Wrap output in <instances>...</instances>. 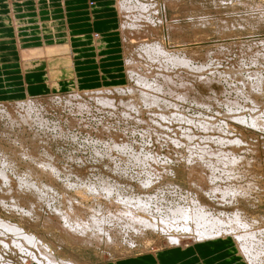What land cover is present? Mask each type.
I'll list each match as a JSON object with an SVG mask.
<instances>
[{"label":"rangeland","instance_id":"374dc122","mask_svg":"<svg viewBox=\"0 0 264 264\" xmlns=\"http://www.w3.org/2000/svg\"><path fill=\"white\" fill-rule=\"evenodd\" d=\"M123 1L128 2L132 7L143 2L153 6L145 13L148 18L145 16L146 18L135 20L132 16L119 14V0H115L117 13L110 7H107L106 11L102 10L103 12H99L100 9L90 11L89 7L93 5L90 0H66V2L14 0L17 6L15 9L20 11L17 17L31 20H26V23L19 28L21 41L24 42L25 37L26 39L34 37L32 38L34 41L27 40L23 47L35 43L42 44L44 39L51 38L53 31L50 29L54 24L62 28L66 26L67 21L74 32L86 35L97 32L94 34L95 40L99 38L100 32L108 42L107 44L102 42L103 48L100 47L102 50L96 52L90 45L91 40L85 41L76 37L73 42L77 47V55L73 59L77 71L81 72L82 77H86L89 73L92 74L90 77L95 76V80L91 81L93 83L83 86L93 88L75 89L74 85L68 88L67 83L72 82L67 81V74L64 72L61 88L66 89L58 87L54 88L53 92L37 94L38 96L31 95V97L27 92L21 98H17L16 92L20 89L18 85L22 82L25 70L22 69L20 62L18 63L17 45L7 42L13 40L15 42L17 33L3 19L2 11L8 9L9 2L0 1L1 5L6 7L0 9V28H5L0 31V146L4 151L0 153V170L5 158L9 163L13 160L12 164H16L14 168H7L15 179H12L13 182L8 183L9 185L0 183V196L7 193L5 189L9 188L10 196L25 194L22 195L24 200L22 199L23 201L18 205L21 206L20 209L23 208L27 212L25 207L32 200L37 209L35 215L23 213L25 214L23 216L22 209L21 212L14 208L12 210L10 207L12 200H9L8 206L0 202V217L18 224L27 233L37 236L36 238L43 242L58 261L70 260L72 264H93L108 260L115 261L147 250L167 248L168 238L165 232L150 233L137 239L136 234L134 245L129 244L132 237L123 238L124 231L123 234L118 235V239L113 244V241H108L106 238L100 241H85L63 228L65 222L54 211L68 212L72 221L77 218L81 223L84 221L86 223L97 212L103 219L96 217L102 221L100 226L106 229L114 228L112 225L115 222H111L113 219L111 214L115 213V210H118L116 213H121L123 208L121 204L115 205L118 200L106 197L104 184H108L116 192L119 190L129 195H142L138 187L146 180V176H150L142 167L152 163V156L158 157L159 164L167 160L168 163L166 162L164 166L165 172L162 166L158 168L161 167L160 171H163L162 174L167 181L175 182L179 186L175 191L172 185H163L164 190L167 191L165 201L166 199L171 201L180 194L183 197L187 194L190 197L196 195L191 192L187 168V158L191 151H200V147L205 150H217L222 147L228 152L236 151L240 158L242 157L241 160L247 162L240 163L238 170L234 171L236 173L233 179L226 178V181L243 179L245 183L237 184L250 183L252 195H260L262 198L257 202V207L254 208L247 203L244 207L251 215L264 214V81H261L260 83L263 84L259 86L257 82L254 83L256 77L264 78V0ZM136 10L138 12V9L134 11ZM122 20L128 22L132 31L122 30ZM29 28L32 30H28ZM135 28L140 31L134 30ZM142 32L144 34H140ZM29 33L31 37H27ZM61 43L64 44L65 41L45 44L34 51ZM176 57L183 60L186 57V61H189L188 64L186 63L187 66L176 64L173 61L177 59ZM58 62L44 64L46 66L44 80H47L48 68L54 67L55 64L59 67ZM56 71L61 69L56 68ZM237 71L241 72L238 76ZM141 77L147 79L148 83L154 82V87L160 85L163 89L158 91L154 87L152 89L147 86L149 87L147 88L146 82L142 84L139 80ZM50 88L53 90L51 86ZM142 91L176 103L185 118L192 121L182 120L181 117V121L177 119L175 121L176 117L172 116L177 111L175 108H172L171 112L163 109L162 113H166L169 118L168 120L164 117L165 120L161 117L157 105L148 101L144 103V100L139 98V93ZM181 94L186 95L185 100L178 98ZM28 100H33L36 104L28 111L22 112L21 104H25L23 102ZM128 102L135 103L136 110L129 108ZM238 115H242L244 119H240L242 116L239 118ZM200 120L210 121L214 124V128L212 126L205 128L200 124ZM233 138L241 141H237V144L228 143ZM220 140L223 144L219 142ZM36 149L51 154L60 170L58 172L60 177L53 175L49 169L39 167L30 159V152ZM4 154L7 157H4ZM146 154L148 157L145 156ZM63 169L71 171L68 176ZM29 170L41 173V179L46 182L44 184H49L50 189L43 187L48 195L44 191L46 199L40 205L36 202V198H33L31 191H25L21 187L23 185L18 186L19 184L16 183L20 180L21 174ZM239 170L248 173L239 177L242 176ZM67 179L73 184L80 180L81 186L93 184L96 187L95 192L85 187L83 191H86V195L83 197L80 192L82 188L78 191L76 187L70 188L65 185ZM154 189L159 191L157 194L159 197L165 195L164 192L163 195L161 194V189ZM22 190L24 193H21ZM202 198L210 201L209 197L204 195ZM213 202L214 205L217 202L215 206L222 210L232 211L229 205L218 206V201ZM3 238L0 237L2 241L0 264H38L12 245V240L15 238L10 233H6L4 238L10 247L2 248ZM26 247L37 252L34 247L30 248L27 245ZM37 253L39 254V251ZM37 256L42 257L40 254Z\"/></svg>","mask_w":264,"mask_h":264},{"label":"bare ground","instance_id":"6f19581e","mask_svg":"<svg viewBox=\"0 0 264 264\" xmlns=\"http://www.w3.org/2000/svg\"><path fill=\"white\" fill-rule=\"evenodd\" d=\"M151 6H153V4H146L145 2H143V3H138L132 7L128 4V2L124 3L123 0H119L118 11H119L120 15L126 14L125 16H127V17L132 16L136 20L137 18L142 19L143 17H145L146 16L145 13H147V11L151 10ZM134 8L138 9V12H137V10L134 11L135 10ZM145 20L147 21V19H145ZM121 22H122V28H123L122 30L129 29L128 30L129 32L132 31L130 29L128 22H126L125 20H122ZM137 29L138 28H135L134 30H137ZM140 34H144V32H142ZM154 48H155V46H154ZM169 56H167V57H169ZM165 57H166V55H165ZM23 58L22 59L25 60L24 61V67L26 66L27 69L28 68H36L38 66H41V65H44L47 63H54L55 61H57V62L60 61L57 64V66H59V67H56V64H55L54 67L48 68V70L46 72V75H47L46 78L49 81V85L52 88H58V87L61 88L62 77H63L62 73L65 72L67 74L66 75L67 79H68L67 81L72 82V83H67L68 88L73 87V85H74V79H73V75H74L73 67H74V65H73V60H72V54H70V45L68 42H66L64 44L61 43V44H56V45H52V46H46L43 49H40L38 51H34V50L30 51V52L27 51L24 54ZM186 59H187L186 57L184 58V60L177 58L173 61H175L176 64H179V65L183 64V65L187 66L188 60L186 61ZM169 60H170V57H169ZM171 60H172V58H171ZM173 61H171V62L173 63ZM157 62H158V59H157ZM190 67H188V68L190 69ZM56 68L61 69V71H56ZM58 73H60V74H58ZM239 73H241V72L237 71L236 75L238 76ZM229 75H230V73H229ZM253 75H251V76L253 77ZM259 75H260V73H259ZM261 79L262 78H260L259 76L256 77V79H254V80H256V81H254V83L257 82L258 86H259V84H263L260 82L264 81V78L262 80ZM139 80L142 81L141 82L142 84H143V82L144 83L146 82L145 83L146 87L147 86H150V88L154 87V84H153L154 82L148 83L146 81L147 79L145 80V78H142V77L139 78ZM247 81H248V79H247ZM147 88H149V87H147ZM154 88H157L155 90H158V91H161V89H163L162 87H160V85L158 87H154ZM250 90H252V89H250ZM132 91H134V89H132ZM255 91H257V90L255 89ZM247 94H250V93H247ZM28 96L31 97L30 94H28ZM139 96H140L139 98H141L142 101L144 100V103H145V101H148L150 104L157 105L161 111V113L160 112L159 113L162 114L161 117H163V118L164 117L167 118L166 113L165 114L162 113L164 111L163 109L170 110V112H171L172 111L171 109L175 108L177 111L174 112L173 115L171 114L173 117H176L174 120L175 121H177V120L181 121L180 117L182 118V120L186 119L184 114H182L180 112V110L178 108L179 106L176 103L170 102L169 100H166V99H162L156 95H152V94L145 92V91L140 92ZM185 96H186L185 94H184V96H182V94H181V96H179L178 98L185 100L186 99ZM29 97H27V98H29ZM96 98H98V97H96ZM227 101H228V99H227ZM34 102H33V100L32 101H29V100L24 101L23 103H25V104H21L22 112L28 111L30 108H33V106L36 104V102L35 103ZM148 102H146V103H148ZM20 103H22V102H20ZM26 105H27V107H25ZM127 105L129 106V108H131V109L135 108V110H136L135 103L128 102ZM154 105H152V106H154ZM144 106H146V105L144 104ZM240 106H242V105H240ZM244 109H245V107H244ZM230 110H232V109L230 108ZM155 114H157V113H155ZM30 115H32V114H30ZM238 116H237V118H238ZM241 116H239V118ZM233 118H235V117H233ZM23 119L25 120L26 118L24 117ZM167 119L169 120V118H167ZM208 119H210V118L208 117ZM240 119H244V117L242 116ZM253 119L254 118H252V120ZM188 120H189V122L192 121L189 118H188ZM197 121H198V119L196 120V122ZM254 121H255V119H254ZM199 122L205 128H209L211 126H212V128H214L213 127L214 124L211 123L210 121L200 120ZM163 126L165 127V125H163ZM219 128H221V127H218V129ZM222 141H223V139H222ZM237 141L239 142L241 140L237 139V138L236 139L233 138L228 143L232 142V144H235ZM219 142L221 143V140ZM221 144H223V143H221ZM209 150L208 149L205 150L204 148L201 149V147H200V151H191V153L189 154V156L187 158V163H188L187 168H188V172H189V178H190L189 182L191 184V192L196 193V195H192L191 197L188 196L189 194H187V196H184V197L182 196V194H180V195H178V197H176V199L172 198L171 201L166 199V201H165V196H166L165 192H167V191L164 190L163 185H167V184L172 185V188L175 191L179 188V186L177 184H175V182L167 181L165 179L164 175L162 174L163 171H160L161 167L158 168L159 166H162L164 169V172H165L164 166L166 165L167 160L163 161V163L160 162L161 164H159L158 163L159 160L157 159L158 157L152 156L153 155L152 153H151L152 155H150V156H152L151 157V159L153 160L152 163H149V164L147 163V164L143 165V167H142L145 170V172H147L146 174L150 175V176H146L147 177L146 180L142 182V185L140 187H138L142 191L141 192L142 195H139V194L129 195L126 192L124 193V192L119 191L118 188L115 187L118 190L116 192V190L114 188L109 187L108 184H107L108 186L106 184H104L105 185V191H106V193H105L106 197L110 198V199L113 197V199L115 201L118 200V201H116L117 203L114 201L116 203L115 205L121 204L122 208H123L121 213H116L118 210L117 211L115 210V213L111 214L112 218H113L111 220V222L112 223L115 222V224L112 225L114 228L108 227L106 229V228H104V226H100L99 224H100V222L102 224V221H99L96 218L99 216V213L97 214V212L94 215H92L91 218L86 221V223H85V221L83 223H81L80 221H77V218H76V220L74 219L75 221L73 220L74 221L73 222L71 214H69L68 212L60 213L59 210H54V211L65 222V224L62 226L63 228L65 227V229L68 230L70 233L74 234L75 236H77L79 238H82L85 241H93V240L100 241V239L106 238L108 241H111V242L113 241L112 242V244H113L115 242V240L118 239V235L120 233L123 234V231H124L123 238L124 237H129V238L132 237L130 240L127 238L129 240V244H132V245H134V240H135L134 235H136V234L137 235L135 237L137 239V237L138 238L143 237L144 235L146 236L147 234H150V233L153 234L156 232H160V233L165 232L167 235V238H168L167 239V242H168L167 247L168 246H170V247H173V246L187 247V246L196 244L197 242L202 243V241H206V240H210V239L230 237L233 240V242L236 243L235 244L236 248L238 249V252L240 253L239 255H240L244 264H264V214H259V215L256 214L257 216L251 215V214H249L248 210L244 207V204H246V203L248 205H251L254 208L257 207V202L259 200H261L262 197L260 198V195H257V196L252 195L253 192L250 191L252 189L250 183H247V185L237 184L240 182H244L245 180L242 181L243 179L242 180L239 179L240 181H237V180L236 181H229V182L226 181V178L233 179L232 177L235 176L234 173H236L234 171L237 168H239L238 167V166H240L239 164L242 162H247V161L241 160L242 157L240 158L239 154L236 151L234 152V150L228 152V151H225V149L223 150L222 147L217 149V150L216 149L210 150V151ZM3 152L4 151H2V147L0 146V153L2 154ZM5 153H7V152H5ZM3 156L7 157L6 154H4ZM145 156L148 157L147 154ZM29 157L39 167L45 168L47 170L49 169V171L51 173H53V175H58L60 177V174L58 173L60 170L55 165L53 158H52L50 153L44 152V151L42 152V150L36 149V150H32L30 152ZM142 157H143V155H142ZM0 158H1V156H0ZM136 160H137V157H136ZM8 161L9 160L7 158H5V162H3L4 167L2 166V168L0 170V183H2V184L3 183H7V184L11 183L15 179L9 173L10 170L8 171L7 168L8 167L10 169L14 168L16 164H12L14 162L13 160H11L10 163ZM140 161H142V160H140ZM155 162H157L158 164ZM11 164H12V167H11ZM139 165H141V164H139ZM163 169H161V170H163ZM13 170L11 172H13ZM239 171H241V170H239ZM63 172H65L68 176V174L71 171L67 170V169H63ZM247 173H246V171L245 172L241 171L242 176H239V177H243ZM15 174H17L16 171H15ZM40 174L36 173L33 170H29V171H26V173L21 174L20 180L18 182H16L17 185L19 184L18 186L23 185L21 187H23V189H25V191L26 190L31 191L30 193L33 194V198H36V202H38L39 205L41 202H43L44 199H46V195H48L47 192L45 191L46 189L44 190L43 187H46V188L48 187L47 189H50L49 184L48 185L44 184L46 182L41 179ZM125 175H126V173H125ZM138 175H139V173H138ZM33 176H35V177H33ZM58 179H56V180L58 181ZM62 181H64V180H62ZM80 182H81L80 180H77L76 183L73 184L70 182L69 179H67V182L65 185L70 186V188L76 187L78 191L82 188V191H80V192L82 193L83 197H84V195H86V191H83V189L85 187H87L91 191H94V189L96 188L95 186H93V184L89 185V186H81V185H79V184H82ZM105 183H108V182H105ZM252 185H254V184H252ZM132 186H133V184H132ZM154 188L161 189L162 190V191L160 190L161 194L163 195L162 192H164L165 195L162 197H159L157 195L159 191H156V189H154ZM5 190L7 191V193H4V195L0 196V202L4 206H8L7 201L12 200L10 202L11 206L10 205L9 206L12 207V210L14 208V209L19 210L18 212H21L20 210L21 209L23 210V208L20 209L21 206L19 207L18 205L20 204V202H22L24 200V197L22 195H25V194H20L17 197L15 195L13 196L12 194H11L12 196H10V195H8L10 192V189L8 188L9 192L7 189H5ZM44 191L46 192V195L44 194L45 193ZM18 192H19V190H18ZM152 192H154L155 194L152 195L151 194ZM21 193H24V190H22ZM189 193H190V191H189ZM200 193H202V194H200ZM257 193H259V192H257ZM32 194L30 196H32ZM203 195L206 197H209L208 199H210V201H208L207 199L206 200L203 199L202 198ZM55 196L56 195H53V197H55ZM106 197H104V198H106ZM14 198H15V200H14ZM212 200L218 201V203H219L218 206L229 205L232 208V211L222 210L219 207H216L215 205L217 202L214 205L213 204L214 202ZM32 201L29 202L28 206L25 207L27 212H25L24 210L21 212L22 215H23V213H25L26 215L27 214L28 215H31V214L35 215L37 213V209L34 206L35 203ZM109 206H111V205H109ZM100 207H103V206H100ZM106 208H108V207L106 206ZM100 209L101 208H99V210ZM117 209H119V208H117ZM71 210H73V208ZM109 211H112V210L109 209ZM98 218L100 220H103L101 218V216H99ZM0 227H1L0 230H2V231H0V237L5 238L6 233L12 234L15 238L12 240V243H13L12 245L14 247H16L20 252L24 253L25 256L30 257L34 261H37L38 264H72L69 262L70 260L58 261L57 259H55L52 255V252L48 251L47 247L43 244V242L40 239L36 238L37 236H35L32 233H27L18 224L11 222L9 220H5L2 217H0ZM125 235H127V236H125ZM4 238H3V240H4ZM183 238H185L186 240H183ZM0 242H2V241H0ZM3 243H4V246L3 247L1 246L2 248L6 249V248L10 247V244L8 242H6V240H4ZM109 244H111V243H109ZM26 245L29 246L30 248L34 247L35 250H37V252L39 251V254L42 255L43 258L40 256H39L40 257L39 258L37 256L39 254L37 252L33 251L34 250L33 248H32L33 250L28 249L26 247ZM217 245H218V243H217ZM202 246H204V244H202ZM156 251H158V250H156ZM0 256H1V253H0Z\"/></svg>","mask_w":264,"mask_h":264},{"label":"crops","instance_id":"0c3cea01","mask_svg":"<svg viewBox=\"0 0 264 264\" xmlns=\"http://www.w3.org/2000/svg\"><path fill=\"white\" fill-rule=\"evenodd\" d=\"M0 1L9 2V4L7 5L8 9H6V11H2L4 15L3 19L7 22V24L11 28L15 30V33H17V39L15 42L14 40L12 42L10 41H7V42L9 44H14V46L15 44L17 45L18 56H19L18 63L20 62L22 69L25 70L23 74L22 82L20 83V85H18L20 89L16 92L18 93L16 95L17 98L23 97L24 95L27 94V92H29L30 95H37V94L46 93V92H53L55 90L54 88L53 90H51L49 82L46 79L44 80V75H45L44 67L46 66H38L36 68L25 69L24 60H23L25 52L35 50L39 47H43V45L45 44L51 45L53 43L65 41V43L68 42L70 45V54H72V60H73L74 56L76 57L77 55V51H76L77 47L73 43L76 37L82 38L85 41L91 40L90 45L92 46V48L94 47L93 49L94 52L100 51V49L103 48L101 47L103 46L102 42L104 44L108 43L105 40V36L102 35V33L100 34V32L98 33L100 36L97 40H95L94 38V34L97 32H93L92 34H89V35H86L85 33L79 34V33L74 32V30H72L71 26H69V23L67 21L66 26H63L62 28L56 27L57 25L54 24V26L50 29L53 31L51 38L44 39L42 44L35 43V44L28 45V47H23L24 43L27 40L34 41V39H32L34 37H32L31 39H26L25 37V41L24 42L21 41V37L18 34L19 28H21L26 23L25 22L26 20L28 21H31V20L27 18L23 19L21 17H17L20 11L15 9V7L17 6H15L14 0H0ZM90 1L93 4L91 6L89 5L90 7L88 6L90 8V11L94 12L97 9H100L99 12L100 11L103 12L107 10V7L108 8L110 7L112 8V10H114L117 13V10L115 8V0H90ZM64 2H66V0H64ZM22 3L24 4V2ZM4 8L6 7L2 6L0 3V9H4ZM92 15L94 16V13H92ZM36 24H41V22L39 23L36 22ZM34 26L38 27L37 25H34ZM36 29L39 31L38 28ZM2 30H5V28H0V31ZM28 30L31 31L32 28H29ZM27 37H31V34L29 33ZM40 38L42 40L41 36ZM73 65H74L73 79H74L75 89H79V87L84 88V89L93 88V87L83 86V85H89L93 83L91 81L95 80V76L92 78L90 77L92 74L89 73L86 77H82L83 75L81 74V72L77 71V65L75 66L74 60H73ZM98 72L100 73V71ZM114 83H111V84H114ZM60 89H66V88H60ZM202 244H204V246H202ZM235 244L236 243L233 242V240L230 237H223V238H216V239L202 241V243L197 242L196 244H193L187 247L168 246L167 248L163 247L156 252L147 250L142 253H137V254H133L130 256L128 255L125 257H121L119 259H116L115 261L108 260V261H102V262L93 263V264H244Z\"/></svg>","mask_w":264,"mask_h":264}]
</instances>
